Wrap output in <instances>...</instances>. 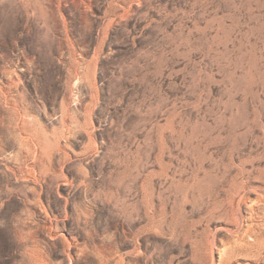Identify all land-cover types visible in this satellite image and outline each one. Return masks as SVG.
Masks as SVG:
<instances>
[{
  "label": "rangeland",
  "instance_id": "rangeland-1",
  "mask_svg": "<svg viewBox=\"0 0 264 264\" xmlns=\"http://www.w3.org/2000/svg\"><path fill=\"white\" fill-rule=\"evenodd\" d=\"M263 191L264 0H0V264H264Z\"/></svg>",
  "mask_w": 264,
  "mask_h": 264
},
{
  "label": "bare ground",
  "instance_id": "bare-ground-1",
  "mask_svg": "<svg viewBox=\"0 0 264 264\" xmlns=\"http://www.w3.org/2000/svg\"><path fill=\"white\" fill-rule=\"evenodd\" d=\"M9 97V96H8ZM8 104V103H7ZM9 123V122H8ZM23 125V124H22ZM26 125V124H25ZM23 139V138H22ZM261 182V181H260ZM261 190V189H260ZM260 192V191H259ZM264 192V191H263ZM240 202V201H239ZM241 205V204H240ZM239 206V205H238ZM242 216V215H241ZM240 217V216H239ZM28 236V235H27ZM259 240V239H258ZM29 243V242H28ZM236 244V243H235ZM250 244V243H249ZM229 245V244H228ZM32 246V245H31ZM249 247V246H248ZM247 248V247H246ZM28 250V249H27ZM40 250V249H39ZM32 251V258L33 259H37L38 258V255H39V251L37 250V249H32L31 250ZM230 251V250H229ZM241 250H239V248H232L231 249V252H233V254L234 253H239ZM226 252H228V251H226ZM242 252V251H241ZM251 253H252V251H251ZM230 254V253H229ZM253 254V256H256V254L255 253H252ZM242 255H243V253H242ZM234 256V255H233ZM229 257V256H228ZM227 257V258H228ZM250 257V256H249ZM232 258V257H231ZM233 258H235V257H233ZM246 258V257H245ZM258 258V257H257ZM223 261V260H222ZM34 262V261H33ZM40 263V262H39ZM222 263V262H221ZM213 264V263H212Z\"/></svg>",
  "mask_w": 264,
  "mask_h": 264
}]
</instances>
